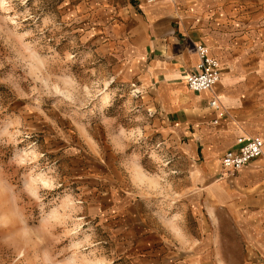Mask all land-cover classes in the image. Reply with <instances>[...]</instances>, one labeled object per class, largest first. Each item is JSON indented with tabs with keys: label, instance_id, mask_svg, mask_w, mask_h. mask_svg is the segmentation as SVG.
<instances>
[{
	"label": "rangeland",
	"instance_id": "374dc122",
	"mask_svg": "<svg viewBox=\"0 0 264 264\" xmlns=\"http://www.w3.org/2000/svg\"><path fill=\"white\" fill-rule=\"evenodd\" d=\"M104 18L99 0H0V264H147L165 232L184 176Z\"/></svg>",
	"mask_w": 264,
	"mask_h": 264
},
{
	"label": "crops",
	"instance_id": "0c3cea01",
	"mask_svg": "<svg viewBox=\"0 0 264 264\" xmlns=\"http://www.w3.org/2000/svg\"><path fill=\"white\" fill-rule=\"evenodd\" d=\"M99 1L124 75L149 92L177 158L171 169L185 181L167 183L165 232L153 228L142 258L264 264V146L234 173L220 163L241 135L264 142V0ZM199 43L218 60L220 78L193 92L185 80Z\"/></svg>",
	"mask_w": 264,
	"mask_h": 264
},
{
	"label": "built area",
	"instance_id": "2783aa9c",
	"mask_svg": "<svg viewBox=\"0 0 264 264\" xmlns=\"http://www.w3.org/2000/svg\"><path fill=\"white\" fill-rule=\"evenodd\" d=\"M153 2L154 0H146ZM198 54V63L193 71L186 76V85L193 92L210 90L220 78V65L217 59L212 57L204 44L195 46ZM209 105L217 108L216 99H212ZM264 142L257 135H241L236 139L235 147L227 149L220 160L221 166L234 173L253 161L262 154Z\"/></svg>",
	"mask_w": 264,
	"mask_h": 264
},
{
	"label": "bare ground",
	"instance_id": "6f19581e",
	"mask_svg": "<svg viewBox=\"0 0 264 264\" xmlns=\"http://www.w3.org/2000/svg\"><path fill=\"white\" fill-rule=\"evenodd\" d=\"M191 91H192V90H191ZM44 181H47V180L44 179Z\"/></svg>",
	"mask_w": 264,
	"mask_h": 264
}]
</instances>
